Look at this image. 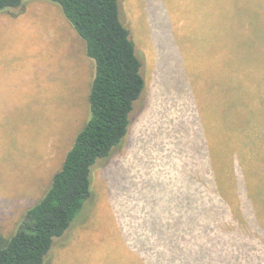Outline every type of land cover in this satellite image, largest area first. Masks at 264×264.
<instances>
[{"label":"rangeland","instance_id":"1","mask_svg":"<svg viewBox=\"0 0 264 264\" xmlns=\"http://www.w3.org/2000/svg\"><path fill=\"white\" fill-rule=\"evenodd\" d=\"M245 2L120 0L146 89L127 138L95 166L91 198L44 264H160L163 233L179 232L181 245L191 249L203 242V227H192L212 217L211 176L230 179L240 168L264 188V130L255 126L264 128V97L252 103L249 95V68L264 62V23L254 24L260 42L252 49L236 30ZM257 9L264 13V6ZM230 42L242 44L236 85L225 73ZM213 56H220L215 92ZM94 75L85 43L58 5L30 0L24 10L0 14V231L6 238L46 195L89 120ZM235 104L236 137L224 149L226 134L212 133ZM239 112L251 127L239 125ZM226 218L224 225L233 226Z\"/></svg>","mask_w":264,"mask_h":264},{"label":"trees","instance_id":"2","mask_svg":"<svg viewBox=\"0 0 264 264\" xmlns=\"http://www.w3.org/2000/svg\"><path fill=\"white\" fill-rule=\"evenodd\" d=\"M29 1L0 0V14L24 10ZM49 1L60 7L66 20L85 43L87 57L94 62L95 75L89 94L90 117L76 136L61 169L53 177L50 189L28 210L16 233L6 238L0 231V264L45 263L55 241L67 233L91 198L95 166L109 158L127 138L132 114L146 89L136 45L129 29L120 19V0ZM262 6L264 0H246L245 9L238 14L240 17L235 22L239 27L236 28L238 34L247 46L251 44L252 49L255 45L258 47V40L260 42L259 36L257 38L253 34V28L257 19L260 24L264 23V13L257 9ZM236 42L226 44L223 53L227 81L233 85L240 78L234 60L242 52V44ZM219 57L213 56L216 67L212 71L213 92L218 90L216 59ZM258 71L263 76L264 62L253 63L249 68L252 103L264 97L259 90L261 82L257 78ZM216 97L218 107L220 95ZM235 107L237 104L229 116L227 109L228 120H223L224 125H217L212 133L214 138H217L219 130L226 134L224 149L236 137ZM237 118L240 126L242 124L248 128L252 123L244 121V112H239ZM255 126L264 130L257 123ZM231 127L233 129L229 130ZM208 163L213 173V160L209 158ZM228 180L231 182L229 186L225 185ZM210 182L214 203L209 209L212 217L195 221L192 227V230L203 227V232L198 233L203 242L191 249L188 244L181 245L179 232L163 233V237H160V241L164 242L163 250H160V264H264V219L261 218L264 214V188L254 186L251 176L245 178L240 168L237 175L231 172L230 179L219 174L217 177L211 176ZM221 193L225 200L218 203L216 197L220 198ZM184 202L192 205L187 196H184ZM226 216H229L233 226L229 223L224 225Z\"/></svg>","mask_w":264,"mask_h":264}]
</instances>
